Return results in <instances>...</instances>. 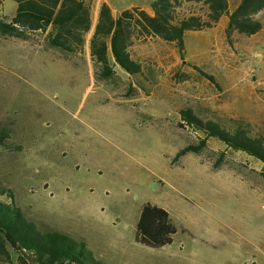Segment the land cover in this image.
<instances>
[{
	"label": "rangeland",
	"instance_id": "rangeland-1",
	"mask_svg": "<svg viewBox=\"0 0 264 264\" xmlns=\"http://www.w3.org/2000/svg\"><path fill=\"white\" fill-rule=\"evenodd\" d=\"M88 1L92 30L79 54L51 47L41 31L0 32V128L11 134L0 146V187L40 229L85 243L104 264H264L263 163L215 138L175 159L205 138L183 123L182 109L263 132L264 11L253 36L229 37L227 16L188 32L185 61L175 44L136 40L144 91L119 67L98 81L89 42L102 3L117 16L134 7L151 13L154 0ZM238 2L229 0L230 9ZM11 8L14 1L0 6V20L10 21ZM148 203L170 213L172 244L136 241ZM0 264H19L17 254Z\"/></svg>",
	"mask_w": 264,
	"mask_h": 264
},
{
	"label": "trees",
	"instance_id": "trees-1",
	"mask_svg": "<svg viewBox=\"0 0 264 264\" xmlns=\"http://www.w3.org/2000/svg\"><path fill=\"white\" fill-rule=\"evenodd\" d=\"M6 0H0L2 4ZM17 9L9 22L0 20L3 35L26 38L30 32L47 33L48 44L66 55L84 50L86 36L92 30V7L88 0H9ZM152 12L134 7L114 15L108 3H102L98 21L89 42L96 79L107 80L119 67L137 79L138 87L147 91L143 80V65L135 60L131 48L140 38L158 37L175 44L183 61L186 59V34L214 27L222 17H228L226 33L253 36L263 29L258 15L264 11V0H239L231 10L229 0H154ZM210 80L214 78L204 74ZM181 120L205 138L198 146H186L175 159L188 152H199L206 139L215 138L228 148L247 153L263 163L264 130L255 133L244 120L229 122L205 120L191 108L180 111ZM10 130L0 128V146H6ZM0 195L10 203L0 201V263H11L12 252L19 264H104L96 259L86 244L54 229L42 230L16 204L14 192L0 187ZM177 227L170 213L162 207L145 204L136 227V241L151 248H161L174 241Z\"/></svg>",
	"mask_w": 264,
	"mask_h": 264
},
{
	"label": "crops",
	"instance_id": "crops-1",
	"mask_svg": "<svg viewBox=\"0 0 264 264\" xmlns=\"http://www.w3.org/2000/svg\"><path fill=\"white\" fill-rule=\"evenodd\" d=\"M8 1H9V0L4 1L2 4H0V6L3 7V8H7ZM105 3H107V2H105ZM15 12H16V9H15V8H11V9H9V15H10L11 17L14 16ZM113 12H114V10H113Z\"/></svg>",
	"mask_w": 264,
	"mask_h": 264
}]
</instances>
